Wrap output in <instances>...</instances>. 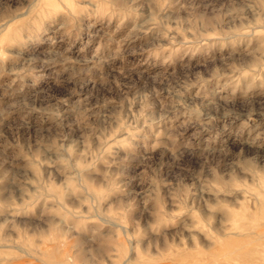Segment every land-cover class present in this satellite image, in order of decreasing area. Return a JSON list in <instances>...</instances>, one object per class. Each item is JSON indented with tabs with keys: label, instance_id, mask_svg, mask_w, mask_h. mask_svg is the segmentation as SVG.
Here are the masks:
<instances>
[{
	"label": "rangeland",
	"instance_id": "374dc122",
	"mask_svg": "<svg viewBox=\"0 0 264 264\" xmlns=\"http://www.w3.org/2000/svg\"><path fill=\"white\" fill-rule=\"evenodd\" d=\"M0 264H264V0H0Z\"/></svg>",
	"mask_w": 264,
	"mask_h": 264
}]
</instances>
